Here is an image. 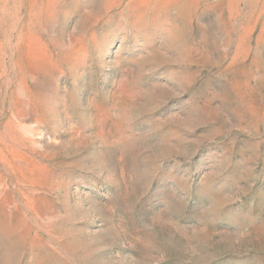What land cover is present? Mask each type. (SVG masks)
I'll use <instances>...</instances> for the list:
<instances>
[{"label": "rangeland", "instance_id": "1", "mask_svg": "<svg viewBox=\"0 0 264 264\" xmlns=\"http://www.w3.org/2000/svg\"><path fill=\"white\" fill-rule=\"evenodd\" d=\"M0 264H264V0H0Z\"/></svg>", "mask_w": 264, "mask_h": 264}]
</instances>
